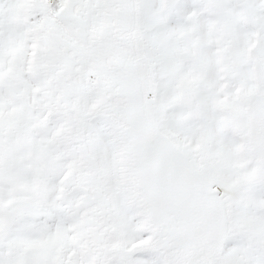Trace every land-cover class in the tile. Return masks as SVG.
I'll return each mask as SVG.
<instances>
[{"label": "snow or ice", "instance_id": "obj_1", "mask_svg": "<svg viewBox=\"0 0 264 264\" xmlns=\"http://www.w3.org/2000/svg\"><path fill=\"white\" fill-rule=\"evenodd\" d=\"M0 264H264V0H0Z\"/></svg>", "mask_w": 264, "mask_h": 264}]
</instances>
